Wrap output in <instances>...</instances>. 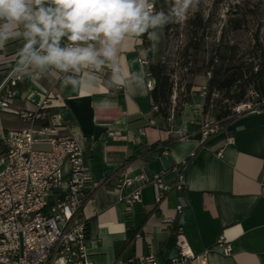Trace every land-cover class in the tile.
<instances>
[{
	"label": "crops",
	"instance_id": "1",
	"mask_svg": "<svg viewBox=\"0 0 264 264\" xmlns=\"http://www.w3.org/2000/svg\"><path fill=\"white\" fill-rule=\"evenodd\" d=\"M148 29L126 33L114 60L99 72L21 64L23 36L0 44V69L16 63L12 76H21L15 85L9 79L0 87L1 94L16 92L9 108H0V136L31 127L19 111L36 110L46 101L48 113H60L65 132L79 139L94 180L103 182L117 170L144 175L137 181L144 185L141 200L130 208L121 189L105 184L86 203L87 247L96 264H152L144 260L149 255L167 264L178 256L179 229L208 264H264V108L245 112L205 138L204 98L194 89L180 107L173 98L175 114L167 120L151 97L155 80L144 42L154 30ZM161 142L165 147L134 157L138 148ZM2 148L0 139V153ZM156 175L167 190L152 181ZM221 237L232 245L230 255L219 246Z\"/></svg>",
	"mask_w": 264,
	"mask_h": 264
},
{
	"label": "built area",
	"instance_id": "2",
	"mask_svg": "<svg viewBox=\"0 0 264 264\" xmlns=\"http://www.w3.org/2000/svg\"><path fill=\"white\" fill-rule=\"evenodd\" d=\"M85 69L90 72L101 70L95 66ZM12 75L13 70L0 87L9 79L15 85L21 78ZM202 89L205 93L206 86ZM15 94V91L0 93V108H9ZM46 104L43 102L33 111H19L21 117L31 122V127L0 136L3 144L0 153V264H96L87 247L89 221L83 213L86 203L96 189L105 184L121 189L123 201L130 208L141 200L144 185L137 181L144 175L134 176L126 170H117L109 173L103 182L94 180L84 165L79 139L65 132L67 127L60 113L45 112ZM262 104L264 101L255 107L242 103L235 107V112L256 111ZM174 114L173 109L170 120ZM221 127V121L204 122L201 132L207 138L219 132ZM187 137L183 135V138ZM233 141L230 137V142ZM66 165L69 166L68 192L63 193ZM152 181L167 190L160 175ZM175 185L183 188L181 181ZM176 245L178 256L167 264H208L205 254L194 253L181 229ZM219 246L226 255L233 251L232 245L223 237ZM144 260L159 264L154 255Z\"/></svg>",
	"mask_w": 264,
	"mask_h": 264
},
{
	"label": "clouds",
	"instance_id": "3",
	"mask_svg": "<svg viewBox=\"0 0 264 264\" xmlns=\"http://www.w3.org/2000/svg\"><path fill=\"white\" fill-rule=\"evenodd\" d=\"M164 2L167 16L153 10V0H0V44L23 36L20 63L38 68L66 72L100 67L114 60L126 33L142 34L149 27L162 29L166 23L183 21L199 4ZM149 38L155 39V32Z\"/></svg>",
	"mask_w": 264,
	"mask_h": 264
},
{
	"label": "trees",
	"instance_id": "4",
	"mask_svg": "<svg viewBox=\"0 0 264 264\" xmlns=\"http://www.w3.org/2000/svg\"><path fill=\"white\" fill-rule=\"evenodd\" d=\"M154 11L161 10L168 15L169 8L164 0H153ZM219 38L215 43L210 55L204 56L202 61L199 56L205 50L207 42V32L212 26L211 19L206 18L201 12L188 19L190 35L185 47L183 58L185 66L189 67L190 74L208 73V79L203 113H208L211 106H219L225 99L232 100V106H226L217 114V119L222 122V131L234 119L244 113H236L235 107L245 103L250 90H254L259 100L264 101V44L262 42L259 29L253 34L254 44L249 45L246 51H241L239 44L232 42L235 35L241 31L250 30L247 11L241 12L232 7L229 11ZM256 11L255 16L258 15ZM173 22L165 24V36L169 35ZM149 29H147V34ZM144 47L147 52L148 70L155 80L151 89V97L157 112L162 114L167 120L171 115L173 106V95L175 93L176 82L170 73L169 66L161 59H155L153 45L150 38L145 36ZM212 47V46H211ZM189 58V59H188ZM16 67V63L0 69V85L7 78L10 72ZM192 83L186 85L188 93L192 91ZM221 95V97H219ZM264 108V104L260 105ZM50 109L46 108L45 112ZM179 109L177 108V111ZM164 146V143L143 146L138 148L134 157L142 156L144 152L155 146ZM3 149V148H2Z\"/></svg>",
	"mask_w": 264,
	"mask_h": 264
},
{
	"label": "rangeland",
	"instance_id": "5",
	"mask_svg": "<svg viewBox=\"0 0 264 264\" xmlns=\"http://www.w3.org/2000/svg\"><path fill=\"white\" fill-rule=\"evenodd\" d=\"M234 7L236 10L249 13L247 21L249 22L250 30L241 31L232 42L239 44L241 51H246L249 45L254 44L253 34L259 29L262 42L264 44V0H199V4L195 9H191L183 21H174L169 35L165 36V25L162 29H153L156 35L154 39L156 53L155 59H161L169 66L170 73L176 82L175 93L177 107L187 99L194 89L198 95L205 99L202 87L207 85L210 74H190L189 67L185 66L183 58L185 47L189 40L190 28L188 26V19L201 12L206 18H210L212 22L211 28L207 32V46L200 54L199 58L202 61L203 57L210 55V50L213 49L215 43L219 42L221 30L228 19L230 9ZM258 11V17L255 16ZM212 46V47H211ZM189 59V58H188ZM192 83L194 86L190 93L186 90V85ZM221 97V95L219 96ZM173 99V98H172ZM259 97L254 90H250L247 101L245 103L251 104L253 107L261 103ZM232 100L225 99L219 106H211L208 113H203L202 107V123L219 121L217 114L226 106H232Z\"/></svg>",
	"mask_w": 264,
	"mask_h": 264
}]
</instances>
